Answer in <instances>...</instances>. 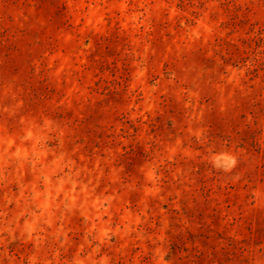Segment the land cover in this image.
Segmentation results:
<instances>
[{"label":"rangeland","instance_id":"obj_1","mask_svg":"<svg viewBox=\"0 0 264 264\" xmlns=\"http://www.w3.org/2000/svg\"><path fill=\"white\" fill-rule=\"evenodd\" d=\"M0 264H264V0H0Z\"/></svg>","mask_w":264,"mask_h":264}]
</instances>
